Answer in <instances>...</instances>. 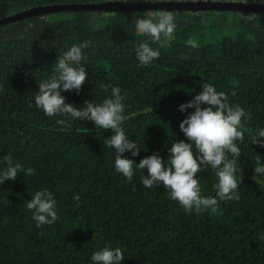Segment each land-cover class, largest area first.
Segmentation results:
<instances>
[{
    "label": "trees",
    "instance_id": "trees-1",
    "mask_svg": "<svg viewBox=\"0 0 264 264\" xmlns=\"http://www.w3.org/2000/svg\"><path fill=\"white\" fill-rule=\"evenodd\" d=\"M165 12L0 25V264H264V13Z\"/></svg>",
    "mask_w": 264,
    "mask_h": 264
},
{
    "label": "water",
    "instance_id": "water-1",
    "mask_svg": "<svg viewBox=\"0 0 264 264\" xmlns=\"http://www.w3.org/2000/svg\"><path fill=\"white\" fill-rule=\"evenodd\" d=\"M237 11L264 13V3L233 1H102V2H65L47 3L33 6L18 12L0 16V25L17 21L33 15L60 11Z\"/></svg>",
    "mask_w": 264,
    "mask_h": 264
},
{
    "label": "built area",
    "instance_id": "built-area-1",
    "mask_svg": "<svg viewBox=\"0 0 264 264\" xmlns=\"http://www.w3.org/2000/svg\"><path fill=\"white\" fill-rule=\"evenodd\" d=\"M116 1V0H113ZM124 1H154V0H124ZM166 1H213V0H166ZM220 1V0H218ZM233 2H254V3H264V0H230Z\"/></svg>",
    "mask_w": 264,
    "mask_h": 264
},
{
    "label": "rangeland",
    "instance_id": "rangeland-1",
    "mask_svg": "<svg viewBox=\"0 0 264 264\" xmlns=\"http://www.w3.org/2000/svg\"><path fill=\"white\" fill-rule=\"evenodd\" d=\"M162 1H166V0H162ZM215 1H217V0H215ZM165 13L168 14L167 12H165ZM195 13H197V14H199V13L200 14H203L204 12L201 13V11H196ZM230 33H233V30L228 29L227 32H226V34H230Z\"/></svg>",
    "mask_w": 264,
    "mask_h": 264
}]
</instances>
